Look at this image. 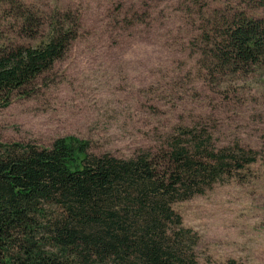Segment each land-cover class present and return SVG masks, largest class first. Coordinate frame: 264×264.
Instances as JSON below:
<instances>
[{"label": "trees", "instance_id": "trees-1", "mask_svg": "<svg viewBox=\"0 0 264 264\" xmlns=\"http://www.w3.org/2000/svg\"><path fill=\"white\" fill-rule=\"evenodd\" d=\"M207 1L198 11L202 41L194 42L200 65L210 75L264 65V16L253 12L264 0H241L233 10ZM0 9L15 20L13 40L0 44V106L8 107L18 93H33L82 24L75 10L56 5L43 11L0 0ZM258 160L255 148L218 144L200 125H179L129 156L94 153L75 135L49 147L0 141V264H207L198 257L199 233L173 205L239 178Z\"/></svg>", "mask_w": 264, "mask_h": 264}, {"label": "rangeland", "instance_id": "rangeland-1", "mask_svg": "<svg viewBox=\"0 0 264 264\" xmlns=\"http://www.w3.org/2000/svg\"><path fill=\"white\" fill-rule=\"evenodd\" d=\"M26 1L43 11L71 8L82 28L31 95L0 106V141L49 147L75 135L94 153L129 156L154 148L179 125H200L218 144L253 147L259 160L239 178L173 206L200 235L201 263L264 264V65L244 75H210L200 65L202 49L194 44L206 22L198 11L208 1ZM217 1L233 10L241 0ZM254 9L264 16V8ZM14 24L0 9V44L13 40Z\"/></svg>", "mask_w": 264, "mask_h": 264}]
</instances>
